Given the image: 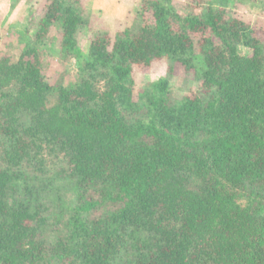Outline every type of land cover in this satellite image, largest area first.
<instances>
[{
    "label": "trees",
    "instance_id": "obj_1",
    "mask_svg": "<svg viewBox=\"0 0 264 264\" xmlns=\"http://www.w3.org/2000/svg\"><path fill=\"white\" fill-rule=\"evenodd\" d=\"M216 1L182 14L142 0L136 30L84 51L79 0H45L35 40L0 57V264H264V39ZM56 24L78 63L69 84L38 50ZM164 60L200 92L174 102L168 77L136 92L135 67ZM50 157L78 204L48 245Z\"/></svg>",
    "mask_w": 264,
    "mask_h": 264
},
{
    "label": "rangeland",
    "instance_id": "obj_2",
    "mask_svg": "<svg viewBox=\"0 0 264 264\" xmlns=\"http://www.w3.org/2000/svg\"><path fill=\"white\" fill-rule=\"evenodd\" d=\"M173 1L182 14H187L200 13L205 0ZM44 2L45 0H0V57L9 55L17 59L25 45L35 40ZM141 2L142 0H79V7L86 20V24L77 30L79 46L88 51L90 39L99 34L106 33L114 39L118 32L126 28L136 30L140 21ZM215 5L225 9L227 16L239 17L252 24L264 39V0H218ZM61 40V27L56 24L51 27L44 44L39 45L38 50L47 76L54 83L69 84L77 79L78 63L75 57L61 56ZM244 52H248V49L245 48ZM133 76L136 92L147 88L161 77H168L174 102L201 90L200 80L194 71H186L180 64L170 60L154 62L150 70L135 67ZM46 167L44 174L54 181L53 192H45L47 225L44 236L49 245L60 234L65 233L72 208L78 204V195L69 180L64 178L69 169L66 162L61 158L50 157ZM92 194L101 199L97 191L93 190ZM85 196L88 197V194L85 193ZM240 203L246 206L249 201L244 197L240 198ZM107 209V205L101 204L90 216H97ZM51 264L59 263L53 260Z\"/></svg>",
    "mask_w": 264,
    "mask_h": 264
}]
</instances>
